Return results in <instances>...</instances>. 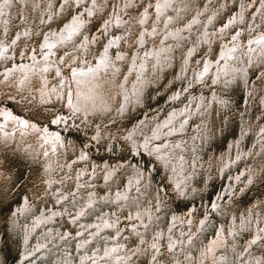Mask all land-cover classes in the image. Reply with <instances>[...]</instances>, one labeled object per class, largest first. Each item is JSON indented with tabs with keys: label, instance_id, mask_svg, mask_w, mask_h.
Returning <instances> with one entry per match:
<instances>
[{
	"label": "bare ground",
	"instance_id": "6f19581e",
	"mask_svg": "<svg viewBox=\"0 0 264 264\" xmlns=\"http://www.w3.org/2000/svg\"><path fill=\"white\" fill-rule=\"evenodd\" d=\"M18 1L24 6L27 2V0ZM74 1L78 6L81 5L85 9V2L88 0ZM212 1H214L213 4L216 2V0ZM250 1L252 2V0ZM47 2L51 4L52 0H47ZM120 2H124L126 6V3L132 2V0H120ZM41 3V0L32 1L34 7L38 4L41 5ZM258 3V8L256 7L257 5L254 4V7H256L258 11L253 17V22H246L244 24V13L248 8L245 4L241 3L239 12L236 14L233 13L234 16L232 19L228 18L229 20L226 25H224L225 27L218 26L219 32L216 34L220 36L219 38L223 39L220 40L222 41L221 50L217 59L207 58L205 60L203 66L204 70H200L201 68L198 66L199 70L197 72V77L201 80L202 84L205 83L207 77L212 78L211 82L214 83V86H225L227 83L236 81L239 77L245 80L247 72L246 61L250 60L249 62H251L254 58H257L258 55L262 56L264 54V28L262 25V22L264 23V0H260V2L258 0ZM147 4V6L155 8V11L151 15V9H144L140 17L138 16L142 30H139V32H141L138 38V44L141 48L136 49L132 57H128L126 56L127 54L118 52L117 50L118 53L116 56L118 62H115V57H112V49L109 48L110 45H108V42L106 48H103L104 52H101L103 55L98 58L99 62L96 60L98 65L95 66L94 63H92L93 65H86V63L79 64V60L84 62V59L81 57L73 64L71 62L74 59L70 58L76 55V51L70 52L71 50H68L65 56L67 57L68 65H65V67H67V71H71V73L66 75L64 65L60 66L62 65L61 63L58 65V61L52 62V57L55 53V48L52 47L58 42L66 46V49L73 46L74 42H72V38L81 33L80 30L83 23L86 22L84 21L85 19L83 20L82 16L75 14L74 18H72L73 16L71 17V20L73 19L72 22H68L59 34L55 31L52 34L49 33L46 35L44 43L42 44L43 50L41 54L43 58L41 61L32 59L31 62L27 60V63H18V61H15L12 63V66H10L11 64H5L3 67L5 69L2 70L0 68V79L3 75H6L7 77H11V80H15L14 78H16L19 84H23L25 82L27 83L30 78H36L39 81L40 87L42 85L41 90L38 91L40 96H50L51 93L57 96L59 95L63 98L64 102L66 101L68 110L76 114L83 113L84 117H87V112L90 113L93 110L102 112L106 109H111L110 106L112 105V98L114 95L113 99L117 98V101L120 100L122 105L121 109L125 110L127 105L137 101L143 93L146 84L151 82V79L155 78L162 69L171 65L175 46L171 45L170 42L175 41L179 44L181 39L184 38L185 32L192 34L194 30L203 32L204 37L208 38L210 35L209 27L213 24L214 7L211 8L206 6V9L201 11L199 7L193 8V4H191L189 0H156L152 6H150L151 2L148 0ZM15 6V0H0V26L8 21L9 18H6L7 12L9 13L10 8H14ZM86 10L91 11L92 8ZM189 11H192L193 15L190 22H188L185 27L179 26V18L177 19L176 17L178 15L181 17V15ZM249 12L251 13V11ZM123 19L126 18L119 19L117 17V24L126 27L130 25ZM35 22L36 21H34V23ZM129 22H131V20ZM39 24H41V22ZM242 24H244V27ZM111 27H113V24H111ZM108 28L109 25L103 26V29L107 32L109 31ZM230 29L233 30L231 31ZM235 31H237L236 34H233ZM149 35L156 38L160 44H154L156 46L151 45L150 47L147 46L146 43L148 37H150ZM227 35L229 36L227 38L229 41L225 39ZM187 37H189V35ZM57 38L58 40H56ZM94 38L96 40L99 37L95 36ZM118 40L119 39H117V41ZM104 41H106V39ZM117 41L116 38L113 39V44L115 46ZM88 42L89 40L84 41L86 46ZM143 44L144 47L142 48ZM74 46H76V44ZM6 48L7 44L2 41L0 46V61L4 63L11 55L4 54ZM80 48L83 49L84 45H81ZM39 51H41V49ZM194 51V46L191 45L189 51H187V60ZM34 57L35 53L33 58ZM63 57L61 56L60 58ZM4 58H6V60H3ZM122 60L128 65L131 64V68L127 72V76L121 85H119L118 81L120 82V79L114 82V78L115 76H119ZM189 67H191V65L188 64V61H184V64L179 67L178 77L179 80L185 81L188 85L194 84V76L191 78L192 82L188 80L191 69ZM54 71L59 75V85L57 84L51 87L52 74L49 73H54ZM200 71L203 72L201 73ZM209 83L210 80L208 81V85ZM115 85L116 87H114ZM188 85L185 90H180L178 93H173L168 96L169 100L167 102L171 104L168 117L160 122L159 118L155 120L154 118L148 117L149 113L144 115V118L135 123L130 132L127 133L126 140H129L135 153L140 155L142 152L159 161L163 167L167 169L169 180L178 192L187 197L193 195L196 198L198 194L203 192L196 190L193 180L197 177L196 173L198 174V167L202 165L201 172L205 168V162L201 160V156H203V145L205 143L208 144L211 140V133L207 131L209 126L206 121V115L211 105L210 103L215 100L219 103L220 107H228L230 105L229 101L221 99L220 97L216 98L215 93L211 95V97H207L204 96L203 91H200L199 95L196 97L192 95V90H188ZM244 89L245 88H243V90ZM44 98L46 99L47 97ZM62 114H60V116H62ZM49 115L52 114L50 113ZM245 115L240 119L238 139L228 143V154L221 156L222 166L218 174L223 177V180L228 177V184L223 193L219 191L211 207L209 208L206 206V208L202 210L204 215H202L203 218L200 217L199 220H195L194 214L196 208L191 207L185 214H173L169 216V218L167 217V226L163 227L161 221L165 218L167 206L162 202L163 197L160 189L157 190L153 188L152 193L154 195V200L150 202L145 203V199L142 198L144 201L140 204V199L137 197L138 194H141V196L144 194L146 187L145 180L149 178L150 175V172L146 173L141 165L135 163L133 166H130V162L118 163L119 165L114 167L106 164L107 166L103 168H95V166L91 167L89 164V167L80 169L78 174L75 175L76 177L74 176L77 180H75V189L72 192L66 191L62 186L64 181L59 180L60 178L57 179L54 174L57 172V169L60 170L61 167H63V171H66V169L76 170L77 165L72 164V161L71 164L65 167L61 166L63 161L66 160L64 158H67V151L71 149V144H69V146L66 140H64L65 136L62 137L63 134L59 131H52L49 125L39 126L38 124L40 123L36 124L33 120V123H29L30 121H28L26 117L17 118L8 109L0 111V136L19 144H27L23 152L26 155H38L39 158H41L45 167L44 169H46L45 174L48 176V185L51 187V189L49 188L51 197H53L55 201L54 204H57V206H52L50 204L49 209H46V206H42V209L39 211L35 204H28L24 197L21 206L17 205L14 208L11 214L10 227L18 235L19 251L21 250L20 256L21 261H23L22 264H133L134 255L137 256L140 254L148 255L149 264H165L161 262L159 258L163 253L171 257L172 261L169 264H264V254L256 252L257 248L264 249V211L259 209V205H256L255 208L250 206L247 213H242L240 217L234 212L230 213L229 216L225 215L231 220L228 226L222 225V223L219 225L211 223L213 221V219H211L213 213L221 216L227 212L224 204L225 195L227 193L230 194L233 189L235 191V186H241L242 188L247 178H249L250 182V179L254 177L253 170L251 169L252 166H250L249 161L246 162V160H252L257 149L262 150L264 147L263 122L258 125L256 131L252 132V139H254L255 147L252 148L253 143H250V146H247L248 148H243L244 142L242 139L252 130L251 123L248 122L249 119L247 120ZM57 117L54 120L55 125L59 124L58 126L65 125L67 127L71 118ZM262 121H264V119H262ZM191 127L193 129L191 133H189ZM93 136L96 135L94 134ZM94 139L96 138L94 137ZM24 141L26 142L24 143ZM5 144L7 146V143ZM80 153L81 157L86 156V151ZM75 156H77V154H75ZM66 162L68 163L69 160ZM74 163H77V160ZM84 163L86 164L87 161H84ZM123 170H128L125 173L127 175V185L125 186L123 184L124 186L122 188L114 187L113 185L116 181L115 177ZM99 176L103 178V187L105 190L103 192H106L103 194L97 193L96 186L94 185L95 178ZM65 179L67 178L65 177ZM70 179H73V177ZM54 190H56V193ZM119 208H125V210L129 212V217H125L126 215L123 217V215L117 211ZM66 221L75 228L74 232L69 228L65 229V227H62ZM210 227H214L212 230L216 235L214 236L213 234L208 243L202 245H200L201 243L198 244V240L202 237L197 231L201 232ZM244 231L250 234L248 240L243 245L244 248L240 251L236 246L237 238L243 235ZM131 236L136 237L140 241V243L138 242L139 246L133 249L127 245L131 240ZM163 240H165L166 246L163 245ZM195 242L199 247L194 255L190 249L192 245H195ZM254 251L256 253H254Z\"/></svg>",
	"mask_w": 264,
	"mask_h": 264
},
{
	"label": "rangeland",
	"instance_id": "374dc122",
	"mask_svg": "<svg viewBox=\"0 0 264 264\" xmlns=\"http://www.w3.org/2000/svg\"><path fill=\"white\" fill-rule=\"evenodd\" d=\"M32 1L34 0H29V1L27 0L24 6L21 2L15 0L16 6L14 8L11 7L9 13L7 12L6 18H9L8 21L4 22L0 26L1 29L0 38L2 41H4L7 44V48L4 50V54L5 55L11 54L9 59H7L5 63L3 61H0V68L2 70L5 69L3 68L5 64H11L10 66H12V63L15 61H18V63H22V62L27 63V60L28 62H31L32 59L34 60L38 59L39 61H41L43 58L41 54L43 50L42 44L44 43L46 35H48L49 33L52 34L55 31H57L56 33L59 34L68 22H72L73 19L71 20V17L73 16L72 18H74L75 14L76 15L79 14V16H82L83 20L85 19L84 21H86L83 23V26L80 30L82 34L80 33L72 38V42L74 43L73 46L70 47L71 49L70 48L66 49L67 47L61 45L60 42L55 43V45L52 47L55 48V53L53 54L52 62L58 61L57 62L58 65H60V63L62 64L60 66L64 65V71L66 72L65 73L66 75H68V73L69 74L71 73V71H67L68 69L67 67H65V65L66 66L68 65L67 57H65L66 54L68 53L67 52L68 50L69 51L71 50L70 52L76 51V55L70 58V59H74L71 62L73 64L76 63V60L78 61L79 60L78 58L81 57L84 59V62L79 60V64L86 63L87 65L94 63L95 66L98 65L99 62L98 58L99 56L103 55V53L101 52H104V49L106 48L107 46L106 44L108 42H109L108 45H110L109 48L112 49V57L113 58L115 57L114 58L115 62H118L116 56L118 52H123L127 54L126 56L132 57L134 51L138 48L139 49L141 48L140 45L138 44V38L140 36V32L142 31L141 23L139 21L140 14H142L144 9H148V10L151 9L150 10L151 15L155 11V8H151L147 6L148 0H132V2L126 3V6L125 3L120 2V0H88L87 2H85V7H86L85 9L81 5L78 6V4L74 0H67V1L52 0L51 4H48L47 0H41L42 2L41 5L38 4L35 7L33 6ZM155 1L156 0H152V1L149 0V2H151L150 6H152L153 3H155ZM237 1L216 0V2L213 4L214 1L212 0L209 1L189 0V2L193 4L192 6L193 8L199 7L201 11L205 10L206 6L211 8L214 7L213 24L209 27L210 28L209 37L205 38L203 32H198L197 30H194L192 34L185 32L184 33L185 36L183 39H181L179 44H177L175 41H172L173 43L170 42L171 45L175 46L173 51L174 54H172L173 61L171 62V65L165 69H162L155 78L151 79V82H148L146 84L143 93L140 95L137 101H135V103L133 104L130 103L129 105H127L125 110L121 109L122 105L120 103V100H118L119 101L118 102L117 98L113 99L115 96L114 95L112 98L113 100L112 105L110 106L111 109L109 108L102 112L93 110L90 113L87 112L86 115L87 117H84L83 113L76 114L73 113L71 110H68L66 106V101L64 102L63 98L60 97L59 95L57 96L56 94L51 93L50 96L49 95L40 96L38 91L41 90L42 85L40 87L38 79L30 78V80L27 83L25 82L23 84H19L16 78H14L15 80L13 79L11 80V77H7L6 75H3L2 78L0 79L1 80L0 111H2L3 109L6 110L8 109L17 118L26 117V119L30 121L29 123H33L34 121L36 124L40 123L38 124L39 126L49 125L52 131H59L61 134H63L62 137L65 136L64 140H66L68 145L71 144V149L67 151V156H66L67 158H64L66 160L63 161L61 166L65 167L68 164H71V161L72 164L77 166L75 171L72 169L70 170L66 169V171H63V167H61L60 170L57 169V172L54 173L57 179L60 178L59 180L64 181L62 185L64 190L72 192L75 189L76 181H77L75 179L76 177L75 175L78 174L80 169L89 167V164L91 167L95 166V168L97 167L103 168L107 165L114 167L116 165H119L120 163H130V162H131L130 166H133L136 163L137 165H141V167L145 169L146 173L150 172L149 178L145 180L146 187L145 190L143 188V190L145 191L144 194L142 196L141 194H138L137 197L138 199H140V204L144 201V199H145L144 201L145 203L150 202L151 200H154V195L152 193L153 188H156L157 190L160 189L163 197L162 202L165 203V205L167 206V210H166L167 213L165 214V218H163L161 221V225L163 227L167 226L166 221L169 218V216L173 214H185L186 211L189 210V208L191 209V207H195L196 211H198V212L195 211L194 219L199 220L200 217L203 218L204 216L202 210L205 209L206 206L210 208L213 200L215 199V196L218 195L219 191L223 193L224 189L227 187L228 177H226V179H224L226 181H224L223 177H221L220 174H218L220 173L222 166L221 156H223L224 154L225 155L228 154V143H230L232 140L236 141L238 139L239 137L238 132L240 131V119H242V117L246 114L245 116L247 117V120L249 119L248 122L251 123V128H252L251 132L248 133V135H246L244 139H242V141L244 142L243 148H248L250 146V143H253L252 148L255 147L254 139H252L253 137L252 132L256 131L258 125L264 122L262 121V119H264V107H263L264 54L262 56L258 55V57L254 58L251 62H249L250 60L246 61L247 72L245 75L246 76L245 80H243L242 77L241 78L239 77L236 79V81L232 83L231 82L227 83L225 86H214V83L211 82L212 78L207 77L204 85L201 83V80H199V78L197 77V72L199 70V67L201 68L200 70H204L203 66L207 58L217 59L218 54L220 53L221 50L220 47L222 45V41L220 40L223 39L219 38L220 36H218V34L216 33L219 32V27L224 28L225 27L224 25H226L228 20L232 19L234 14L239 12L240 9L239 6L241 3L245 4V6H247L248 8L244 13V24L246 22L251 23L254 21L253 17L258 11L257 10L259 5L258 0H255V2L254 0H252V2L250 0H237ZM254 4L257 5L256 6L257 8L254 7ZM88 8L89 9L92 8V10L91 11L86 10ZM130 11H131V15H130ZM249 11H251V13ZM192 16H193L192 11L186 12L184 15H181V17L178 15L176 18L177 19L179 18L178 21L179 26L185 27L187 23L190 22ZM117 17L119 19L126 18L123 20L125 22H128L130 25L126 27L124 25L121 26L117 24L116 21ZM130 20L131 22H129ZM34 21L36 22L34 23ZM40 22L41 24H39ZM111 24H113V27H111ZM244 24H242L243 27ZM104 25L105 26L109 25L108 32L103 29ZM262 25L264 28L263 22ZM122 27L124 28V30ZM139 30L141 31L139 32ZM236 32L237 31H235L233 34H236ZM106 33L107 35L108 34L109 35L107 36ZM188 35L189 37H187ZM95 36H98L99 38L95 40L94 38ZM149 36L150 37H148L146 43L147 46L150 47L151 45L154 44L156 45L160 44L159 41L156 40V38L151 37V35ZM124 37L126 39L130 37L129 38L130 40L129 39L126 40ZM228 37L229 36L227 35L225 38L227 41H229V39H227ZM115 38L116 41L117 39H119L116 43V46L113 44V39ZM105 39L106 41H104ZM150 39L151 40L154 39V40L151 41ZM1 40H0V46L2 42ZM56 40H58V38ZM85 40L87 41L89 40L87 46L84 43ZM94 40L97 42H95ZM93 41L96 46L93 44ZM75 44L76 46H74ZM81 45H84L83 49L80 48ZM191 45L194 46L195 51L192 54H190L187 60V51H189ZM143 47L144 44L142 45V48ZM40 49L41 51H39ZM34 53H35V57L33 58ZM58 54L60 55V57L61 56L64 57L60 58ZM92 54L96 59L92 56ZM88 55L91 57H89ZM3 60H6V58H4ZM96 60H98V62ZM184 61H188V64L191 65V67H189L191 69L188 80L192 82L191 78L194 76L193 77L194 84L188 85L185 81L179 80L178 78L179 67L180 65L184 64ZM127 65L128 64L124 60H122V65L119 70V76L118 77L115 76L114 78V82L120 79V82L118 81L119 85H121V83L127 76V72L131 68L130 66L131 64H129L128 66ZM200 72L202 73L203 71ZM49 74H52V76H54V77L51 76L52 79L51 87L53 85H57L59 83V79H58L59 75L55 73V71L54 73L50 72ZM122 75L123 77L121 78ZM209 80L210 83L208 85ZM14 82L16 83V86ZM187 85L189 87L188 90H192V95L196 97L197 95H199L200 91H203L204 96L207 97H211V95L215 93L216 98L220 97L221 99H225L226 101H229V105H230L228 107H220L219 103H217L215 100H213V102L210 103L211 105L206 115V121L209 126L207 131L211 133V140L209 141L208 144L205 143L203 145V156H201L202 159L200 158L202 161L205 162V163L203 162L205 164V168L201 172L202 165L198 167L199 168L197 170L198 174L196 173L197 177L194 178L193 180L196 190L199 192H203L198 194V197L196 198L193 195L187 197L184 194L178 192L174 188V185L169 180L167 169H165L163 165L152 156H149L142 152L140 155L138 153H135V150L132 148L129 140L128 139L126 140L127 133L130 132L131 128L135 125V123L139 122L140 119L144 118V115H147L149 113L148 117L154 118L155 120L159 118L160 122L164 118L168 117L170 111L169 108L171 107V104H168L167 102L169 100L168 96H170L173 93H178L180 90L182 91L185 90V88H187ZM114 87H116V85ZM243 88L245 89L243 90ZM44 97L47 98L45 99ZM65 109H67L69 112ZM50 113L52 115H49ZM59 113L62 114V116H60ZM56 115L61 118L62 117H67L69 119L71 118L70 121L68 119L69 123L67 127L65 125L63 126H58L59 124L55 125L54 120L57 117ZM192 129H193L192 127L189 129V133H191ZM94 134L96 136H93ZM94 137L96 139H94ZM8 140L9 139H5L0 136V264H22L23 261H21V256H20L21 250L19 251L18 235L10 227L11 217H12L11 214L14 211V208L17 205L21 206L24 197H25V201L28 204H35L36 208L39 211L42 209V206H46L47 207L46 209H49L50 204L52 206L55 205L57 206V204H54L55 201L53 197H51V191H50L51 187L48 185V180H47L48 176L45 174L46 169H44L45 167L44 164L42 163L41 158H39L38 155H33V156L29 154L26 155L23 152V150L27 147V144H21V143L19 144L13 142L12 140H9L8 142ZM25 142L26 141H24V143ZM5 143H7V146ZM259 150L260 149H257L256 151L257 155L254 154V158L252 160L251 159L246 160V162L249 161V165L252 166L251 169L253 170L254 177L250 179V182H249V178H247L242 188L241 186L239 187L235 186L236 188L235 191L233 189V191L230 194L227 193L225 195L226 197L224 199V204L227 212L221 216L213 213L211 216V219H213V221L211 223L213 224L216 223L218 225L222 223V225L228 226L231 223V220H229L226 216H229L230 213L234 212L235 214H237L238 217H240L242 213H247L250 206H253L255 208L256 205H259V209L261 211H264V147L262 150L260 151ZM82 151H86L85 157L84 156L81 157L80 152ZM75 154H77V156H75ZM67 160H69L68 163L66 162ZM76 160L77 163H74ZM84 161H87V163L85 164ZM127 171L128 170H123L119 172L118 176L115 177L116 181L114 182L113 185L114 187L116 186L117 188H122L124 185L125 186L127 185L126 182L127 175L125 174ZM65 177L67 179H65ZM71 177H73V179H70ZM94 185L96 186L97 193L100 194L106 193L103 192L105 190L103 187L102 176L95 178ZM54 192L56 193V190H54ZM117 211L120 212L123 215V217L125 215H126L125 217H129V212L125 210V208L123 209L119 208ZM62 227H65V229L69 228L72 232L75 231L74 230L75 228L71 226L67 221L64 222V225H62ZM212 229H214V227L212 228L210 227L209 229L208 228L204 229L201 232L197 231V233H200V236L202 237L200 240H198L199 241L198 244L201 243L200 245H202L204 243L206 244L209 242L210 237H212L214 234ZM245 232L246 231H244L243 235H240L237 238L236 246L240 251L241 249L244 248L243 245L249 238L250 233L248 234L247 232L246 233ZM215 235L216 233L214 234V236ZM130 239L131 240L127 243V245L130 246L131 249L139 246L140 241L136 237L131 236ZM163 245L166 246L165 240H163ZM198 247L199 246L196 245L195 242V245L191 246L190 251L195 255L196 251L198 250ZM256 252H259V254L261 253L264 254V249L257 248ZM256 252L254 251V253ZM159 258L160 261L165 264H169L172 261L171 257L168 254L166 255V253H163V255H161ZM133 264H149L148 255L146 254H140L137 256L134 255Z\"/></svg>",
	"mask_w": 264,
	"mask_h": 264
}]
</instances>
